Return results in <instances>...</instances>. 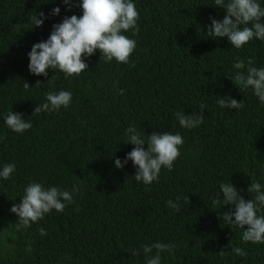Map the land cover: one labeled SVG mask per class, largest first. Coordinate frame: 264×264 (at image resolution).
Instances as JSON below:
<instances>
[{"label": "trees", "instance_id": "1", "mask_svg": "<svg viewBox=\"0 0 264 264\" xmlns=\"http://www.w3.org/2000/svg\"><path fill=\"white\" fill-rule=\"evenodd\" d=\"M132 2L139 33L122 31L136 41L129 62H106L97 49L82 57L86 70L65 78L58 69L30 73L28 53L54 24L82 16V0H0V170L15 164L9 179L0 177V264H147L142 246L157 242L174 245L161 252L160 264H264V243L244 242V229L224 221L235 206L213 202L219 193L223 198L222 183L246 201L254 195L252 182L264 191V104L231 80L247 73L233 68L237 61L247 65L251 58L264 68V41L253 38L236 49L227 37H210L212 19L225 15L215 0ZM257 2L264 9V0ZM34 17L42 26H34ZM59 91L72 94L67 108L33 115L47 93ZM224 97L243 107L221 108L217 101ZM201 104L203 122L182 127L175 113L200 114ZM11 111L31 129H9L4 119ZM129 127L145 140V150L154 132L183 138L172 170L162 166L151 185L135 180L131 160L115 166L136 147L128 142ZM33 182L68 191L73 201L18 229L10 209ZM177 198L178 212L167 204ZM257 215L264 216V207Z\"/></svg>", "mask_w": 264, "mask_h": 264}, {"label": "clouds", "instance_id": "2", "mask_svg": "<svg viewBox=\"0 0 264 264\" xmlns=\"http://www.w3.org/2000/svg\"><path fill=\"white\" fill-rule=\"evenodd\" d=\"M63 2L70 5V0ZM80 6L83 9L82 16L65 17L61 23L53 25V31L46 41L33 44L28 53L30 73L47 76L48 69H58L65 74V78L79 76L88 67L82 57L92 56L97 49L101 51L106 62L113 59L118 63L129 62L136 48V41L122 34V31L131 30L133 35L139 33L137 25L139 13L132 0H82ZM215 6L222 8L225 15L219 21L212 19L208 28L210 37L216 39L227 37L236 49H241L253 38L264 41V23L261 22V18H264V9L257 0H215ZM59 13V7L52 9V15ZM39 16H44V13H39ZM33 20L36 27L42 26L44 22L37 17ZM249 24L251 27L248 26ZM241 25L244 27L241 28ZM233 68L239 70L247 68L246 74L238 71L231 80L242 92L252 89L253 94L264 104V68L253 66L251 58L248 59L247 65L242 60L235 62ZM28 86L26 82L25 87ZM71 100L72 94L68 91L49 92L46 94V102L35 107L33 115L42 111H57L62 106L67 108ZM217 102L221 108L238 110L243 107L241 101L238 102L231 97L220 98ZM200 109V114L185 115L176 112L179 124L189 129L197 127L203 122V104ZM4 122L16 133H23L32 127L31 122H26L20 113L13 111L6 115ZM127 134L128 142L136 147L126 154L123 162L117 158L115 166L121 168L131 160L137 169L135 180L143 182L144 185L158 181L162 166L169 171L172 170L173 162L180 156L179 146L184 143L180 134L154 132L148 136V148L145 150L142 147L145 140L134 127H129ZM14 171V163L6 164L0 170V177L7 180ZM220 189L223 198H218L219 193L213 202L219 203L222 200L223 205L235 206L234 211L225 212L223 219L226 224L244 229L242 233L244 242L264 243V216L257 215L258 209L264 207V191L261 190V185L257 182L250 184L248 191L254 195L247 201L238 194L237 188L231 183H222ZM73 190L78 191L75 186ZM72 201L73 196L68 191H62L57 187L45 190L41 184L33 182L25 188L21 202L14 204L10 211L17 214L21 222L17 228H27L30 227L31 222H37L53 209L63 212L66 206L64 202L72 203ZM178 201L179 198L177 201L169 200L167 204L178 212L180 210ZM40 234L44 236L47 233L41 228ZM142 247L147 264H160L161 252L171 251L174 245L157 242ZM153 249L156 250V254L150 257L149 254ZM232 251L241 257L245 254L239 247ZM132 254L136 255L137 252L132 250Z\"/></svg>", "mask_w": 264, "mask_h": 264}]
</instances>
